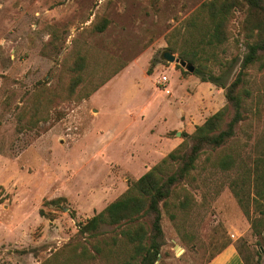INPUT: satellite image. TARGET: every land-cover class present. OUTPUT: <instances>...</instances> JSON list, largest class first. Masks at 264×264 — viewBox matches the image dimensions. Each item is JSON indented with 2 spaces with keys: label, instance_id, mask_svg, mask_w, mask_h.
Listing matches in <instances>:
<instances>
[{
  "label": "rangeland",
  "instance_id": "obj_1",
  "mask_svg": "<svg viewBox=\"0 0 264 264\" xmlns=\"http://www.w3.org/2000/svg\"><path fill=\"white\" fill-rule=\"evenodd\" d=\"M202 1L0 0V264L116 261L117 228L101 227L111 248L101 257L75 236L77 224L165 156L157 152L158 131L178 145L225 103L223 89L161 57ZM245 9L232 10L226 41L205 62L215 75L224 72V82L246 51ZM101 20L104 29L94 30ZM77 55L85 59L86 89L105 80L87 97L80 86L67 91ZM244 87L245 118L233 139L202 153L161 209L163 243L154 264H203L231 241L245 264H264V229L251 233L228 188L235 170L212 164L230 148L248 160L264 132V60L248 66ZM143 143L148 150L136 156ZM185 195L188 203L179 208ZM55 197L64 198L58 207L44 203ZM82 245L94 260L78 255Z\"/></svg>",
  "mask_w": 264,
  "mask_h": 264
},
{
  "label": "trees",
  "instance_id": "obj_2",
  "mask_svg": "<svg viewBox=\"0 0 264 264\" xmlns=\"http://www.w3.org/2000/svg\"><path fill=\"white\" fill-rule=\"evenodd\" d=\"M243 5H246L244 29L249 39L245 41L246 51L238 63V70L231 80L224 82V72L215 75L206 68L205 62L214 59V50L226 41L227 23L232 10ZM105 24L106 21L101 20L93 28L102 31ZM183 27L178 42H167L168 51L176 53L178 61L191 65V74L201 82H209L223 89L225 103L196 125L175 148L139 176L117 198L77 224L75 236L91 243L95 254L101 257L111 251L102 237L104 231L101 227L106 225L118 229L119 238L116 241L119 242V253L112 264H154L163 243L161 209L168 206V199L175 186L191 178L196 160L202 153L219 148L233 139L238 125L245 118L243 101L249 94L244 87L246 69L264 60V0H204L184 19ZM84 60L83 55H77L69 67L72 72L67 85L69 94L80 86L79 91H82L83 97H87L105 82L101 80L86 89L89 81L83 82L81 76ZM232 63L233 59L226 61L225 71ZM35 112L36 108L32 107V116ZM17 128L21 129L23 125ZM252 153L246 160L239 150L230 148L228 152L217 156L212 164L221 171L235 170L228 188L247 217L251 233L260 235L264 229V132L255 138ZM60 201H64V198L55 197L44 203L58 207ZM187 203L185 195L177 204L179 208H184ZM38 214H43L41 209ZM78 255L84 259L96 258V255L87 252L84 245Z\"/></svg>",
  "mask_w": 264,
  "mask_h": 264
},
{
  "label": "crops",
  "instance_id": "obj_3",
  "mask_svg": "<svg viewBox=\"0 0 264 264\" xmlns=\"http://www.w3.org/2000/svg\"><path fill=\"white\" fill-rule=\"evenodd\" d=\"M184 79V78H182ZM207 83V82H202ZM166 89V88H165ZM164 130H160L155 134L154 136L157 137V142H158V148L157 152L161 153L160 156L166 155L168 152H170L174 147L177 145V140L176 139H171L168 138L166 135L162 134L160 136V133H164ZM115 130L111 136H114ZM150 135V134H149ZM152 139V138H151ZM147 140H150L146 138V143ZM146 143L142 146L135 147L134 149L137 151L136 156H140L142 153H145L148 150V147L146 146ZM165 150V152H163ZM203 264H245L243 259L241 258L235 244L233 241L227 243L223 247H221L219 250H217L215 253H213Z\"/></svg>",
  "mask_w": 264,
  "mask_h": 264
},
{
  "label": "water",
  "instance_id": "obj_4",
  "mask_svg": "<svg viewBox=\"0 0 264 264\" xmlns=\"http://www.w3.org/2000/svg\"><path fill=\"white\" fill-rule=\"evenodd\" d=\"M161 57L166 60V61H169V62H172V61H175V62H178L180 66H184L185 69L188 71V72H191L192 71V66L191 65H188V64H185L183 61H178L169 51H163L161 53Z\"/></svg>",
  "mask_w": 264,
  "mask_h": 264
},
{
  "label": "built area",
  "instance_id": "obj_5",
  "mask_svg": "<svg viewBox=\"0 0 264 264\" xmlns=\"http://www.w3.org/2000/svg\"><path fill=\"white\" fill-rule=\"evenodd\" d=\"M158 82L160 83V84H163L164 83V79H163V77H159V79H158ZM164 91H165V93H169V90L168 89H164Z\"/></svg>",
  "mask_w": 264,
  "mask_h": 264
}]
</instances>
